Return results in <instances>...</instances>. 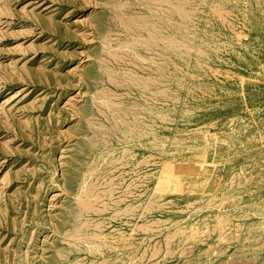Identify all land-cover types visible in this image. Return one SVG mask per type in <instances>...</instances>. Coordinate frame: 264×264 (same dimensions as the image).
<instances>
[{
  "label": "rangeland",
  "instance_id": "1",
  "mask_svg": "<svg viewBox=\"0 0 264 264\" xmlns=\"http://www.w3.org/2000/svg\"><path fill=\"white\" fill-rule=\"evenodd\" d=\"M0 264H264V0H0Z\"/></svg>",
  "mask_w": 264,
  "mask_h": 264
}]
</instances>
